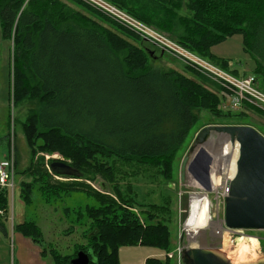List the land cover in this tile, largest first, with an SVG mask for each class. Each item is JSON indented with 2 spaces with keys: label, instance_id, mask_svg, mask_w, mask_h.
<instances>
[{
  "label": "trees",
  "instance_id": "1",
  "mask_svg": "<svg viewBox=\"0 0 264 264\" xmlns=\"http://www.w3.org/2000/svg\"><path fill=\"white\" fill-rule=\"evenodd\" d=\"M73 1L98 13L81 0ZM109 1L150 25L174 32L179 43L203 58L220 62L221 69L236 77L248 75L239 76L237 69H231L227 60L213 56L210 49L241 34L245 50L256 62L252 75L259 88V79L264 86V78L258 74L262 66L254 57L255 53L264 52V0H193L192 18L179 16L174 5L165 10L171 0ZM65 9L60 0H0L3 38L13 39L10 59L14 95L20 100L32 89L40 97L26 124L30 140L31 135L42 139L35 146L42 152L64 150L65 144L84 155L103 153L126 160H146L164 175L194 126L197 109L214 107L219 104L218 97L196 80L153 64L147 48L133 45L81 14L70 16ZM107 20L140 40L130 30ZM193 76L199 77L197 73ZM11 93L10 90L9 96ZM76 171L78 174L70 177L84 175L82 170ZM30 175L36 177V183L54 191H79L77 184H51L47 169L37 168ZM95 195L117 204L110 196ZM9 202V190L0 189V210L7 212ZM122 209L121 217L115 216L91 232L95 243L82 250L91 252L89 264H120L122 247L166 245L165 224L145 227L138 214L126 207ZM0 228L5 232L2 224ZM15 228L36 243L44 242L43 230L35 222L26 221ZM149 230L158 237L149 234ZM50 256L53 264H69L74 259L63 258L59 253ZM147 264L167 262L150 258Z\"/></svg>",
  "mask_w": 264,
  "mask_h": 264
},
{
  "label": "rangeland",
  "instance_id": "2",
  "mask_svg": "<svg viewBox=\"0 0 264 264\" xmlns=\"http://www.w3.org/2000/svg\"><path fill=\"white\" fill-rule=\"evenodd\" d=\"M97 1L101 6L118 7L109 0ZM171 1L166 5L165 10L172 8V5H174L175 12L179 16L186 18L194 16V12L190 9L193 0ZM60 2L65 4V13L70 16L81 14L97 26L117 32L133 45L147 48L152 55L153 64L161 66L166 71L172 70L171 72L196 80L218 97L219 104L210 109H197L196 122L186 142L176 152L170 169L167 167L164 175L160 168L146 160H126L103 153L84 155L81 152L76 153L74 147L70 146L69 148L63 143L64 150L58 149L53 153L39 151L35 146L37 143L40 144L42 139L32 138L31 135L30 140V131H27L26 124L31 114L36 110L37 104L40 103V97L32 89L25 92L20 100L14 95V80L12 77L14 69L10 59L14 48L13 39L5 40L3 38V28L0 21V161L8 160L13 163L15 171V188L13 191H9L11 206L9 205L4 216H0V225L2 224L8 232L6 236H3L4 232L0 228V264H9L10 262V248L12 252L15 227L18 221L14 217L12 201L19 200V196H21L25 206L26 220L35 222L43 230L42 238L43 243L47 246L46 254L59 253L63 258H75L78 251L84 250L93 242L95 243L90 237L91 232L94 229L99 230V227L102 226L101 223H105L115 216L121 217L122 208L126 207L138 214L145 227L165 224L168 229L166 240L169 244L166 243L164 247L157 248L126 247L120 254V264H147L150 258L163 263L167 262V264H184L180 256L181 250L191 247L220 248L222 251L228 252L234 261H240L235 256L243 257L242 250H246L245 258L257 254L256 258L263 257L264 231L239 230L232 234L225 232L220 237L212 238L214 225L212 227L211 224H207L202 226L205 230L204 236L196 238L198 241H193L195 244H192L190 235L186 234L185 226L191 215L192 195L203 190L211 191L215 186L220 187L217 182L222 180L218 179V176H221L214 171L209 174V179L205 182V185L201 184L206 164L208 165L207 173H209L210 167L215 166H218V169L223 173L224 168L229 163L230 157L225 155L224 165L222 166L223 157L218 144V146L212 147L213 151L211 149L209 151L205 147L193 155L187 180L188 186L192 189L190 193L181 192L179 181L181 162L185 155L189 153L202 128L208 125L250 126L264 136V106L243 98L237 108L230 107L228 92L226 93L219 80L213 78L214 75L210 71L219 67L220 62L210 61L185 47L177 41L178 37L174 35L175 33H168L165 27L159 29L132 15L152 31L146 36L137 29L121 24L120 21L98 6L96 7L84 1L88 7L98 12L96 14L73 0H60ZM209 2L211 3V1ZM121 10L123 11V9ZM19 16L20 14L16 18V22ZM106 18L138 35L140 40L120 31ZM175 24L178 23L175 22ZM152 33H158L157 35L162 37L164 42L169 44V47H166V44L158 43L153 38ZM210 51L216 58L227 60L231 69L239 71V76L252 75L256 68L254 58L244 48V39L241 34L232 35L215 44ZM190 53L196 55L202 63L197 65L191 61L189 59ZM254 55L262 66L258 74L263 79L264 52L259 51ZM194 73H197L199 77L193 76ZM259 81L262 91L264 86L260 79ZM27 85L30 86L29 88H33L31 82H28ZM10 90L12 91L11 96H9ZM30 141L33 142V145H30ZM54 161L64 162L73 169L82 170L84 178L83 176L72 178L53 174L50 164ZM31 167L32 169H30ZM37 168L47 169L51 184L67 183L70 186L71 184H77L79 185V191L65 190V192H59L47 188L43 183H36V177L33 176L34 174L31 176L30 171ZM38 177H41V175ZM92 190L95 193L88 195L87 192H92ZM96 193L112 197L117 204L114 206L112 201L101 198V196L95 195ZM218 198L217 195L210 196L211 204L216 206ZM147 217H150V219L147 220ZM221 217L224 218V212H221ZM95 218H98V221ZM204 221L207 223L210 220L206 218ZM213 224L215 223L213 222ZM194 232L196 231L194 230ZM149 234L158 237L153 230H149ZM225 235L226 240H223ZM6 251L8 255H6ZM249 260L254 259L250 258L246 261Z\"/></svg>",
  "mask_w": 264,
  "mask_h": 264
},
{
  "label": "water",
  "instance_id": "3",
  "mask_svg": "<svg viewBox=\"0 0 264 264\" xmlns=\"http://www.w3.org/2000/svg\"><path fill=\"white\" fill-rule=\"evenodd\" d=\"M225 140L232 147L238 145L236 174L229 182L225 199V225L230 229L264 231V136L250 126L208 125L202 128L180 168V190L190 193L188 169L193 155L209 140ZM53 172L63 176L78 174L64 162L50 164ZM90 251H79L69 264H89ZM184 264H264V256L249 261H234L215 247H191L183 250Z\"/></svg>",
  "mask_w": 264,
  "mask_h": 264
},
{
  "label": "built area",
  "instance_id": "4",
  "mask_svg": "<svg viewBox=\"0 0 264 264\" xmlns=\"http://www.w3.org/2000/svg\"><path fill=\"white\" fill-rule=\"evenodd\" d=\"M90 3L94 6H98L103 11L108 13L109 15L116 18L118 21H120L121 24L137 29L141 34H150L149 32H152L146 25L140 23L137 19H135L132 15L122 11L118 7H109V6H101L98 4L97 0H83V2ZM158 33L154 35V39L158 41V43L166 44L162 37L157 35ZM156 35V36H155ZM147 36V35H146ZM151 39V38H149ZM166 47H169V44H166ZM190 60L193 61L195 64L200 65L202 62L194 55L193 53H190L189 56ZM204 66V65H203ZM209 67V66H207ZM212 75H214L215 80H219L221 83V86L224 88L226 93L228 92V103L229 106L232 108H237L238 104L241 102L240 100L245 98L247 101H253L255 103L258 102V104L264 106V93L260 90L258 87V83L256 78L253 75L245 76V77H236L233 74L221 69L220 67L213 68L210 70ZM227 97V95H226ZM218 166L210 167L209 173L214 171L216 174L218 173L220 175L221 170L218 169ZM15 171L13 163L9 162L8 160H4L0 163V189H7L9 191H13L15 188ZM218 179H222V182H220V188L217 190H211V191H202L200 193H197V196H207L210 203V217H211V223L217 222L219 223L220 229L214 231L213 237H220L222 236L227 230L228 232L235 233V231H239L240 229H230L225 225V199L229 194V182L233 179H227L222 174V178L218 176ZM219 184V182H217ZM219 197L217 201V205L214 206L211 204L210 196H216ZM214 211V212H213ZM221 212H224V218L221 217ZM5 214L4 210H0V216H3ZM207 229V228H206ZM241 231V230H240ZM182 251L181 250V260H182Z\"/></svg>",
  "mask_w": 264,
  "mask_h": 264
},
{
  "label": "bare ground",
  "instance_id": "5",
  "mask_svg": "<svg viewBox=\"0 0 264 264\" xmlns=\"http://www.w3.org/2000/svg\"><path fill=\"white\" fill-rule=\"evenodd\" d=\"M223 142V143H222ZM219 145L220 147V152L222 157H223V164L224 165V157L225 155L230 157L229 163L227 164V166L224 168V172L220 173V176L222 177V174L224 175V177L227 179H232L234 177V175L236 174V161H237V157H238V145H235V147H232L230 145L229 142H226L225 140H216L215 138H212L210 141H208L205 145L201 146L197 152L201 151L203 148L207 147L209 151L212 150V147H214L215 145ZM217 145V146H218ZM211 149V150H210ZM213 151V150H212ZM229 151V152H228ZM196 152V153H197ZM220 155V154H219ZM207 164H206V169H207ZM220 166V167H222ZM205 169V174L202 177L201 180V184L205 185V182H207V180L209 179V174L207 173ZM220 182H222V180H220ZM219 182V184H220ZM220 186V185H219ZM214 190L219 189L218 187H213ZM213 188L211 190H213ZM204 191V190H203ZM192 199L193 202L191 201V215L190 218L185 226V230H186V234L190 235L192 242L193 241H198L196 238H202L204 236V225L207 224H211V226L213 227L214 231L217 230L218 228L220 229L219 223L214 222L215 224H213V222L211 223V217H210V203H209V199L207 196L203 195V196H197L196 194L192 195ZM208 218L210 221L205 223V219ZM194 230L196 232H194ZM224 232H228L227 230H225ZM226 240V235L224 236V239ZM224 242V241H223ZM226 242V241H225ZM192 244H195L194 242ZM201 248H206V247H201ZM236 252V251H235ZM243 252V257L242 256H235L238 257L240 261H246L250 258L255 259L257 255H254L250 258H245L244 254H246V250H242ZM240 253V252H239ZM225 254L230 257L229 253L225 251ZM246 256V255H245ZM249 256V255H248ZM231 258V257H230Z\"/></svg>",
  "mask_w": 264,
  "mask_h": 264
},
{
  "label": "crops",
  "instance_id": "6",
  "mask_svg": "<svg viewBox=\"0 0 264 264\" xmlns=\"http://www.w3.org/2000/svg\"><path fill=\"white\" fill-rule=\"evenodd\" d=\"M1 162L2 161H0V163ZM9 205L11 206V202H9ZM12 209L14 211V217H16L18 220L17 225H21L27 221L25 217V206L23 200L21 199V196H19V200L12 201ZM6 213L7 212H5V214ZM7 234L8 232L5 230L3 236H6ZM44 245H45L44 243L39 244L34 242L31 237H26L22 232L16 230L13 239L12 252L10 248L9 264H53L52 257L50 256V254H46V252L44 253ZM135 247H140V246H135ZM124 248L126 247H122L120 249L119 255L121 254ZM127 248H133V247H127ZM6 255H8L7 251H6Z\"/></svg>",
  "mask_w": 264,
  "mask_h": 264
}]
</instances>
